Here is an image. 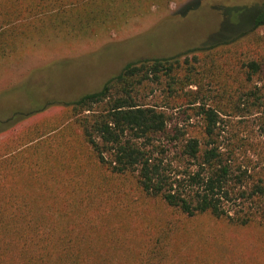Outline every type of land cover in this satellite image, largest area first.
Returning <instances> with one entry per match:
<instances>
[{
    "label": "trees",
    "instance_id": "trees-1",
    "mask_svg": "<svg viewBox=\"0 0 264 264\" xmlns=\"http://www.w3.org/2000/svg\"><path fill=\"white\" fill-rule=\"evenodd\" d=\"M53 3L63 7L62 0H0V59L49 31L75 36L60 28H80L81 19L51 20L45 12ZM248 7L221 10L240 15L231 19L237 25L249 14L228 38L129 62L96 91L61 104L65 141L50 146L63 134L33 126L0 142V264H104L90 254L95 238L84 241L92 218L78 225L75 216L88 217L84 210L102 195L125 193L126 183L136 201L157 200L182 218L206 215L264 231V3ZM46 108L13 111L0 119V135ZM244 116L256 137L249 125L241 130L244 119L232 121ZM54 153L65 156L69 172L60 193L22 189L43 184ZM170 225L146 264L161 254L155 249Z\"/></svg>",
    "mask_w": 264,
    "mask_h": 264
},
{
    "label": "rangeland",
    "instance_id": "rangeland-1",
    "mask_svg": "<svg viewBox=\"0 0 264 264\" xmlns=\"http://www.w3.org/2000/svg\"><path fill=\"white\" fill-rule=\"evenodd\" d=\"M262 3L264 0H62L63 7L51 4L45 12L51 20L81 19L80 28H60L75 35L72 37L49 31L48 38L26 39L12 55L0 59V119L18 109L47 107L1 134L0 142L15 140L14 134L33 126L63 134L64 139L48 140L50 146L65 141L68 118L61 104L96 91L129 62L175 56L228 38L249 23V14H243L237 25L231 19L240 15L221 10ZM258 34L264 36V27ZM238 119H244L241 130L249 125L257 136L251 117L232 121ZM64 159L63 154L49 155L42 171L43 184L20 186L28 192L60 193L69 173L63 167ZM57 161L62 169L54 168ZM125 186V193L102 195L89 210L81 205L88 217L81 216V211L75 216L78 225L92 218V224L84 227V241L92 238L94 242L95 238L96 249L90 254L99 262L146 264L156 239L166 236L171 224V231L155 249L161 254L152 264H264V231L258 225L237 227L206 215L182 218L157 200L136 201L133 187Z\"/></svg>",
    "mask_w": 264,
    "mask_h": 264
}]
</instances>
